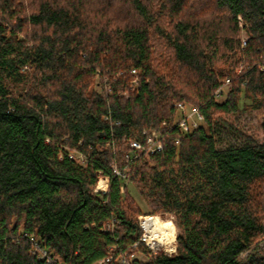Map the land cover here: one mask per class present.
<instances>
[{
	"label": "trees",
	"instance_id": "trees-1",
	"mask_svg": "<svg viewBox=\"0 0 264 264\" xmlns=\"http://www.w3.org/2000/svg\"><path fill=\"white\" fill-rule=\"evenodd\" d=\"M179 103L206 126L183 134ZM253 109L264 132V0H0V264H264V142L214 134ZM152 130L163 150L135 156ZM113 165L175 217L176 254L140 242Z\"/></svg>",
	"mask_w": 264,
	"mask_h": 264
},
{
	"label": "built area",
	"instance_id": "built-area-1",
	"mask_svg": "<svg viewBox=\"0 0 264 264\" xmlns=\"http://www.w3.org/2000/svg\"><path fill=\"white\" fill-rule=\"evenodd\" d=\"M247 44L246 41L243 42V47ZM221 90L217 92L219 95ZM179 112L182 113L180 116V119L177 120V125L179 129L182 131L183 134L190 133L194 129L198 128L197 125L199 123H202L204 121V116L199 112L197 108H191L190 110H187V105L179 103L176 105ZM145 142L142 143L137 140H133L130 142V151L137 156L140 153H144L146 155L155 154L159 151L163 150V140L161 137V134L155 130L152 131H145ZM128 154L126 156L127 161H131V154ZM70 159H79L82 163L85 162V158L83 156H74L73 154H70ZM130 157V158H129ZM112 171L114 176L120 178L122 184H121V192H124L125 184L129 181V173L126 169H120L117 166L112 167ZM104 181V187L99 190L100 182ZM109 182L108 177H101L98 181V188H96L95 193H99L102 195H105L108 193L107 190V184ZM153 216L150 215H144L139 217V223L140 227L142 229V235L140 238V242L144 244V246L149 250L150 256L155 258L159 254H164L171 256L173 254H176V248L175 250H170L168 246L174 244L173 242H168V237L163 235L162 233H156L154 229H152V225L150 222H152ZM173 222V221H172ZM153 223V222H152ZM163 239L165 241H163ZM167 242V243H166ZM176 244V242H175ZM176 246V245H175ZM136 247V244L134 245ZM131 259H134V256L131 257ZM110 259H105L97 262L96 264H104L106 262H109ZM121 264H131L126 257H123L120 259Z\"/></svg>",
	"mask_w": 264,
	"mask_h": 264
},
{
	"label": "rangeland",
	"instance_id": "rangeland-1",
	"mask_svg": "<svg viewBox=\"0 0 264 264\" xmlns=\"http://www.w3.org/2000/svg\"><path fill=\"white\" fill-rule=\"evenodd\" d=\"M239 29L240 31H239L238 37L241 40V43L243 46V42L247 41L248 37L246 35L245 30L242 29V25H239ZM229 88H230V85L227 83L221 89L219 95L216 98V100L219 103H223L225 101ZM186 105H187V110H190L191 108H195L189 104H186ZM181 115L182 113L180 112V116ZM220 115H222L221 117L222 119H218L217 122H215L214 124V134L218 142V147L220 149H226L232 146L244 145L248 142L246 140L247 138H251L258 143L264 142V132L262 129V123H263L262 111L253 109V110H247L241 113H235L231 115L219 114L217 115V118H219ZM197 126L198 128L200 126H206L205 119L204 121H202V123H199V125ZM108 185L109 184H107V190H108ZM127 185L128 183L125 184V186ZM128 186H129L130 192L132 193L133 197L136 199L137 204L142 209V212H143L142 216L148 215L150 210L148 206L146 205L145 201L141 198L140 194L138 193V191L136 190L134 186L132 185H128ZM97 188H98V185H97ZM153 217L159 218L160 220H164L162 222L173 221L176 225V222H175L176 220L173 215L159 214ZM179 234H180V231H179V228L177 227V237L179 236ZM177 237H176V240H177ZM256 251H258L259 254H261V256L264 257V241L258 245V248L256 249ZM244 257H246V255H244L243 258ZM134 258H138L144 261L148 260V257L143 254H139L135 256Z\"/></svg>",
	"mask_w": 264,
	"mask_h": 264
},
{
	"label": "bare ground",
	"instance_id": "bare-ground-1",
	"mask_svg": "<svg viewBox=\"0 0 264 264\" xmlns=\"http://www.w3.org/2000/svg\"><path fill=\"white\" fill-rule=\"evenodd\" d=\"M104 187V181L100 182V187L99 190H101ZM164 220H160L159 218L153 217L152 218V222H150V224L152 225V229H154V231L156 233H162L163 235L168 237V242H173L174 244L168 246L170 250H175L176 248V228L173 225L172 221H165L162 222ZM163 241H165L163 239ZM167 243V242H166Z\"/></svg>",
	"mask_w": 264,
	"mask_h": 264
}]
</instances>
